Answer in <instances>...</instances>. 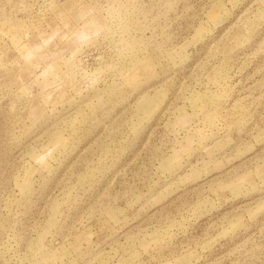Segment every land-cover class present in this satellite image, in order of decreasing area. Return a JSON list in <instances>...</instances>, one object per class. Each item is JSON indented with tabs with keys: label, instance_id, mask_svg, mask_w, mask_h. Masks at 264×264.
I'll return each mask as SVG.
<instances>
[{
	"label": "rangeland",
	"instance_id": "374dc122",
	"mask_svg": "<svg viewBox=\"0 0 264 264\" xmlns=\"http://www.w3.org/2000/svg\"><path fill=\"white\" fill-rule=\"evenodd\" d=\"M0 264H264V0H0Z\"/></svg>",
	"mask_w": 264,
	"mask_h": 264
},
{
	"label": "bare ground",
	"instance_id": "6f19581e",
	"mask_svg": "<svg viewBox=\"0 0 264 264\" xmlns=\"http://www.w3.org/2000/svg\"><path fill=\"white\" fill-rule=\"evenodd\" d=\"M148 102V99L144 98L141 103H140V107H143L144 105H146V103Z\"/></svg>",
	"mask_w": 264,
	"mask_h": 264
}]
</instances>
